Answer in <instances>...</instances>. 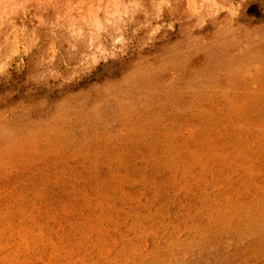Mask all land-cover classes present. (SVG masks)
I'll list each match as a JSON object with an SVG mask.
<instances>
[{
  "label": "rangeland",
  "instance_id": "rangeland-1",
  "mask_svg": "<svg viewBox=\"0 0 264 264\" xmlns=\"http://www.w3.org/2000/svg\"><path fill=\"white\" fill-rule=\"evenodd\" d=\"M0 264H264V0H0Z\"/></svg>",
  "mask_w": 264,
  "mask_h": 264
}]
</instances>
